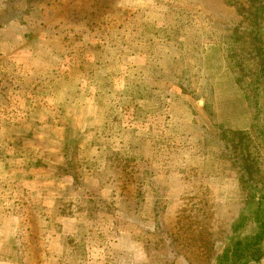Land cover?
I'll use <instances>...</instances> for the list:
<instances>
[{"label": "rangeland", "instance_id": "rangeland-1", "mask_svg": "<svg viewBox=\"0 0 264 264\" xmlns=\"http://www.w3.org/2000/svg\"><path fill=\"white\" fill-rule=\"evenodd\" d=\"M258 8L0 0V264H264Z\"/></svg>", "mask_w": 264, "mask_h": 264}, {"label": "trees", "instance_id": "trees-1", "mask_svg": "<svg viewBox=\"0 0 264 264\" xmlns=\"http://www.w3.org/2000/svg\"><path fill=\"white\" fill-rule=\"evenodd\" d=\"M247 2L250 4L251 9H252V13L250 15H252V18H256V15L259 14L260 12L258 6L261 5L262 0H247ZM256 55H259V58H260V51L257 50ZM260 61H262L261 73L262 75H264V60H260ZM255 220L257 221V217L255 218ZM263 241H264V225L261 224V226L258 228L257 233L253 237V240L249 242V244L252 245L253 247H257ZM238 250L244 251L242 248L239 249V246H235V248L231 249V252L232 253L239 252ZM247 254L249 255V258L251 259L253 258L257 259L258 257V255L256 254V250H247Z\"/></svg>", "mask_w": 264, "mask_h": 264}]
</instances>
